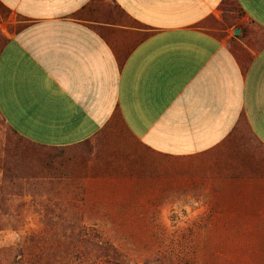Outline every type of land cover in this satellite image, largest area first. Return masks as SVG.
<instances>
[{
    "label": "crops",
    "instance_id": "crops-1",
    "mask_svg": "<svg viewBox=\"0 0 264 264\" xmlns=\"http://www.w3.org/2000/svg\"><path fill=\"white\" fill-rule=\"evenodd\" d=\"M235 1L244 37L224 0H0L25 23H0V113L72 150L88 192L141 179L164 212L245 211L264 196V0Z\"/></svg>",
    "mask_w": 264,
    "mask_h": 264
},
{
    "label": "rangeland",
    "instance_id": "rangeland-1",
    "mask_svg": "<svg viewBox=\"0 0 264 264\" xmlns=\"http://www.w3.org/2000/svg\"><path fill=\"white\" fill-rule=\"evenodd\" d=\"M220 10L229 25L244 29L234 36L253 28L235 0H224ZM14 17L0 6V23L11 31L25 24ZM6 39L0 28V48ZM70 151L27 141L0 113V264H110L102 243L139 264H264V196L242 212H164L155 187L147 190L141 179L109 184L98 175L89 192L68 181Z\"/></svg>",
    "mask_w": 264,
    "mask_h": 264
},
{
    "label": "trees",
    "instance_id": "trees-1",
    "mask_svg": "<svg viewBox=\"0 0 264 264\" xmlns=\"http://www.w3.org/2000/svg\"><path fill=\"white\" fill-rule=\"evenodd\" d=\"M99 249L102 252H104L107 258L106 261H108L110 264H139V263L133 262L132 260L123 258L120 254H117L116 250L108 243L100 244ZM111 251L112 253L110 254ZM143 264H171V263L164 262L162 259H155V260L146 261Z\"/></svg>",
    "mask_w": 264,
    "mask_h": 264
},
{
    "label": "water",
    "instance_id": "water-1",
    "mask_svg": "<svg viewBox=\"0 0 264 264\" xmlns=\"http://www.w3.org/2000/svg\"><path fill=\"white\" fill-rule=\"evenodd\" d=\"M240 32H241L240 29L235 30V33H236V34H239Z\"/></svg>",
    "mask_w": 264,
    "mask_h": 264
}]
</instances>
